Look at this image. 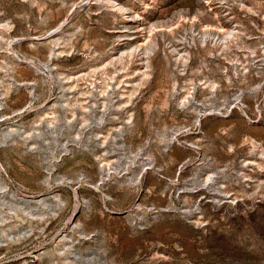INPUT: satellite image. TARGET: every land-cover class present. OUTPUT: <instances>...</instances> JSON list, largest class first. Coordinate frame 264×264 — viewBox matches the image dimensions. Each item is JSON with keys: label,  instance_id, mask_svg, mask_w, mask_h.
Wrapping results in <instances>:
<instances>
[{"label": "rangeland", "instance_id": "374dc122", "mask_svg": "<svg viewBox=\"0 0 264 264\" xmlns=\"http://www.w3.org/2000/svg\"><path fill=\"white\" fill-rule=\"evenodd\" d=\"M0 264H264V0H0Z\"/></svg>", "mask_w": 264, "mask_h": 264}]
</instances>
